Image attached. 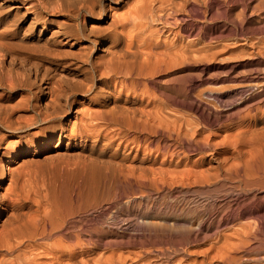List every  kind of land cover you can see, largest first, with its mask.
Segmentation results:
<instances>
[{"label": "bare ground", "instance_id": "6f19581e", "mask_svg": "<svg viewBox=\"0 0 264 264\" xmlns=\"http://www.w3.org/2000/svg\"><path fill=\"white\" fill-rule=\"evenodd\" d=\"M0 264H264V0H0Z\"/></svg>", "mask_w": 264, "mask_h": 264}, {"label": "rangeland", "instance_id": "374dc122", "mask_svg": "<svg viewBox=\"0 0 264 264\" xmlns=\"http://www.w3.org/2000/svg\"><path fill=\"white\" fill-rule=\"evenodd\" d=\"M125 8H120L118 11H117V13L118 14H122L123 12H125ZM37 159L38 160V166H40V167H48V166H50V162L49 161H46V157H45V155H43V153L41 154V155H38V156H35V157H32V156H30L29 157V162H27V163H24V162H19L17 165H14V167H13V169L14 170H18V171H24V172H28V171H30L31 172V170H32V177H31V173H30V175H28L27 176V179L26 178H24V184L26 185V188H30V187H39V186H41V185H43V186H41V188L42 187H44V184H45V182H46V180L44 179V177H43V175L41 174V176H40V174H39V172L37 171L38 170V167L37 166H35L34 164H33V162H32V160L33 159ZM51 158H52V160H55V157L54 156H51ZM26 164H29V165H26ZM33 164V165H32ZM44 164H47V165H44ZM30 165H32V166H30ZM36 172V173H35ZM37 175V174H39L38 176H36L35 174ZM36 176V178H34ZM40 176V177H39ZM31 177V178H30ZM37 177H39V178H37ZM41 177H43V178H41ZM46 178V177H45ZM25 179H26V181H25ZM44 180V181H43ZM8 183H9V181H7L6 183H5V186H8ZM40 188V187H39ZM106 221H108V217L106 216V219H105ZM228 229V231L227 232H229L230 231V228H227Z\"/></svg>", "mask_w": 264, "mask_h": 264}]
</instances>
